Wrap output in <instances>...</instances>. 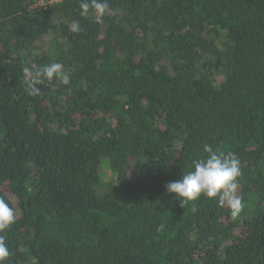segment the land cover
I'll return each mask as SVG.
<instances>
[{
	"label": "trees",
	"instance_id": "1",
	"mask_svg": "<svg viewBox=\"0 0 264 264\" xmlns=\"http://www.w3.org/2000/svg\"><path fill=\"white\" fill-rule=\"evenodd\" d=\"M49 1L0 0V264H264V0Z\"/></svg>",
	"mask_w": 264,
	"mask_h": 264
},
{
	"label": "rangeland",
	"instance_id": "2",
	"mask_svg": "<svg viewBox=\"0 0 264 264\" xmlns=\"http://www.w3.org/2000/svg\"><path fill=\"white\" fill-rule=\"evenodd\" d=\"M102 180L105 182H116V175L110 170V168H108L106 164L102 168Z\"/></svg>",
	"mask_w": 264,
	"mask_h": 264
},
{
	"label": "built area",
	"instance_id": "3",
	"mask_svg": "<svg viewBox=\"0 0 264 264\" xmlns=\"http://www.w3.org/2000/svg\"><path fill=\"white\" fill-rule=\"evenodd\" d=\"M61 1H62V0H50L48 3H46V2H40V3L37 5V7H38L39 9H41V8H45L47 4L59 3V2H61Z\"/></svg>",
	"mask_w": 264,
	"mask_h": 264
}]
</instances>
